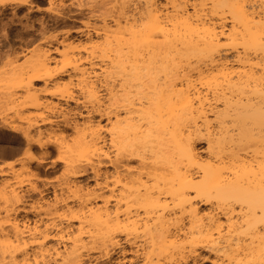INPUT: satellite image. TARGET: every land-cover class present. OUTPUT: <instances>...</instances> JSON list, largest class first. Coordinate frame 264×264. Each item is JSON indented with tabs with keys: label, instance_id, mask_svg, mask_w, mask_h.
<instances>
[{
	"label": "bare ground",
	"instance_id": "obj_1",
	"mask_svg": "<svg viewBox=\"0 0 264 264\" xmlns=\"http://www.w3.org/2000/svg\"><path fill=\"white\" fill-rule=\"evenodd\" d=\"M162 1L132 0L131 5V0H112L115 10H111L114 3L110 7L106 0L99 2L105 11L109 9V15L113 12L112 18L101 4L97 3L99 9L94 8L112 20L100 18L97 27L85 24L81 33L87 36L86 42L65 37L60 43L64 50L54 49L62 51L59 58L50 48L37 49L40 52L34 51L38 55L33 61L28 59L30 68L24 71L29 63L23 65L25 74L14 70L17 76L25 75L19 81L14 75L17 89L24 93L23 100H17V104L10 98L12 93L8 94L17 119L25 124L19 129L26 151L37 147L45 153L47 145L41 131L45 126L56 140V149L67 148L71 141L65 132L71 127L79 136L74 153L80 152L87 162L109 158L112 150L105 149L109 144L115 160L108 162L115 167V174L112 186L103 181L107 189L110 187L109 196L101 192L102 184L100 191H96V185V190L87 189L84 196L77 194L75 200L81 203V209L69 211L67 226L59 221L41 230L31 227L28 218L20 223L18 216L25 209L12 207L21 204L25 196L13 195L14 204L7 212L13 228L0 219V235L11 241L6 252L0 253V262L17 264L21 259L22 264L33 259L35 264H84L89 251L99 252L97 258H111L119 246L118 236L129 237L139 229L145 245L131 250L130 264L142 258L144 264H185L200 248L214 253L213 264L264 261V212L260 211L264 67H260L258 54L264 0ZM13 2L23 3H3ZM237 3L243 6V12L233 6ZM100 11L96 14L101 17ZM229 36L239 47H221L229 42ZM66 79L68 85L76 81L88 99L81 97L90 101L91 111L106 119L105 124L91 118L83 124L71 121V112L82 115L80 107L67 109L63 103L85 102L80 104L78 95L68 90L71 85L67 87ZM37 82L43 83V89ZM98 84L106 95L104 103L97 97ZM46 113L59 116L66 130L60 122L44 118ZM35 117L42 118L39 121ZM17 128L11 130L16 132ZM201 141L207 144L206 156L197 148ZM19 149L9 156L20 154ZM74 149L66 150L74 157ZM75 158L82 164L70 167V172L78 177L87 172V167L82 166L83 158ZM131 160L138 162L132 167ZM98 165L102 164L94 166ZM99 171L96 168L95 176ZM194 187L207 198L192 199ZM202 205L210 210L203 211ZM133 241L126 242L133 244L136 238ZM124 255L122 252V261L117 264L126 263Z\"/></svg>",
	"mask_w": 264,
	"mask_h": 264
},
{
	"label": "rangeland",
	"instance_id": "obj_2",
	"mask_svg": "<svg viewBox=\"0 0 264 264\" xmlns=\"http://www.w3.org/2000/svg\"><path fill=\"white\" fill-rule=\"evenodd\" d=\"M21 1L23 3H18V2L17 3L13 2V3H8V4L0 3V157L2 156L0 158V171H1L0 173H2V175L0 176V193L2 192L0 195V219L3 222L6 221L5 224L7 227L10 226V228H13L11 226L12 222L9 220V219H11V217L10 218L7 217V212L10 209V207H12V205L14 204L12 201L13 195L14 196H16V195L22 196L23 195V197L25 196L23 199V202L21 204L15 203L12 207V208L19 207L20 209L21 208L25 209V212L23 211L20 214V216H18L19 222L22 223L25 221L26 218H28L30 220V226L31 227L37 226L41 230H43L46 227L51 226L54 222H57V223L59 221L63 222L62 224L64 226H67V224H69L68 221L71 217V214L69 211H74V210L78 211V209H81L80 208L81 203L79 201H76L77 200L76 198H78V196H79L78 193H83V196H84L86 193H88V191L90 189L96 190L95 187H96V185L98 186L99 184L100 185L102 184L101 186H103L104 183L105 184L108 183V185L112 186V184L114 182L113 176H114L115 172H113V171H115V167L113 166V164H111L108 161H114L115 156L111 155V153L112 154H114V153H113V149H110L109 144L106 145L105 149H108L106 151L107 152H109L110 150H112V151L109 152L110 155L108 156L109 158H107L108 160L105 158V159H101L100 160L101 162L97 161L96 159H95L96 161L95 160L91 161L92 163L96 162L95 163L96 165L102 164L100 166L98 165L99 167H97V166H94L95 164H92L93 166L91 164H89V162H87V160L84 159L85 157L79 155L80 152H78L77 155L79 156V159L83 158V159H81L82 162H84L82 166L84 168L87 167V169H86L87 172L78 176V177H75L76 175H72L73 173L70 172V167H72L74 165L76 166L78 164L79 165L82 164L80 160L77 162L76 158H75V157H77V155L75 154V153H77L76 152L77 147H75V146H76L77 142L79 141V136H77L78 133L75 135L76 130H74L73 128L71 129V127H70L71 131L69 130V128H67V130H66L65 125H62V122L60 121L61 118H59V116L53 115L51 113H46L43 117L48 119V120L51 119L53 121L60 122L59 125H61L62 130H66V132H65L66 136L70 137V138H68V141L69 142L71 141V142H70V144H68V147L69 148L73 147V149H74V147L76 148V149L72 150V152H73V154H75V156L73 157V155L70 154L71 153L70 150L69 151L66 150V149H68V147L67 148L64 147L63 149L61 148L60 150H58V148L56 149V147H57L56 142H55L56 140L54 141V138L49 136L50 131L47 130L48 127H46V126L42 127L43 130H41L42 132H44V135L42 136L43 142L47 145L45 147L46 149L44 150L45 153L42 152L41 150H39L37 147L33 148L31 150V152L26 151L25 144H24L21 132H20L21 130L19 129V127L25 126V124L21 122V119H17L18 114L16 116L15 114L17 112L15 113L14 112L15 109H12V107H13L12 102L13 101L15 103L18 102L17 104H19L20 101H17V100H23V98H24V95H23L24 93L22 94L21 90H18L19 87H17V86L19 83L17 81H19L18 78H20V76L23 77L25 75L22 76L19 72L20 76H17L18 72L15 73L16 71H14V70H17V71L23 70L24 66L26 65L25 63L30 61L28 59L30 58L32 60L34 56L38 55V54L35 55L34 53L40 52L39 50H41V49H46V50L51 49L50 51L52 53L54 52V49H56V48H57L56 50H58V49L61 50V48H62V50H64V48L61 46L60 43L63 40V38H65V37H67V38H69L75 42H79V41L80 42H86L87 36H84L81 33V31L86 27L85 24L89 23L90 27H97V25H98L97 22L98 23L100 22L98 25V26H100L101 25L100 20H102L103 18H106L108 20V22H110L112 20L111 19L112 17L110 15H112L113 12L109 15V11H108L109 7L107 5H109L110 3L113 4L114 2H111L112 1L111 0L110 3L108 4L109 0H106L107 1L106 6L108 8L107 7H105V8L108 9L107 14H108V16L111 17V18H109L106 16L104 17V14H103V11L105 12V14L107 12V11H105L104 6L102 8V4H101L102 2H105V0L104 1L92 0V1H95V3H93V4H92V1L91 2L89 1V3L87 4L84 2L85 0H21ZM99 2H101V3H99ZM159 2L162 3L163 1L159 0ZM97 3L101 4V7H100L101 9H104L102 11V13L100 11L101 9L96 10V8L98 7ZM84 4L86 6H84ZM112 4H110V7L112 6ZM115 4L116 3H114V6H112V8L116 6ZM130 4L133 5L132 0H131ZM117 5L119 6L120 3L119 4L117 3ZM95 6H96V8H94ZM98 9H99V7H98ZM90 10H92L93 13L94 12L97 13V11H100L99 13L102 14L101 17H100V14H98L99 15L98 16L96 13H94L99 17L98 18L96 15L90 13L91 12ZM111 10H115V9L113 8ZM92 16H94V17H92ZM89 17L93 18V19H90ZM97 18L99 20H97ZM100 18H102V19H100ZM77 40H79V41H77ZM37 49H39V50L35 51ZM56 52H54L53 55L56 54V56L55 55L54 56L59 58L58 55L62 51H56ZM30 56H32V58ZM103 64H106V63H103ZM30 65H31V63H29L28 67H26V69H24V71L28 70L30 68ZM12 71H14V72H12ZM24 71H21V73L23 72V74H25ZM11 72L15 73V74H13V76L11 78H9L8 75H11L12 74ZM14 75L17 76L16 77L17 81L14 80L15 79ZM101 80H102V78H101ZM12 81H16L17 85L15 84V82L13 83ZM65 81L67 83L66 84L67 87H69V85H71V84L68 85V79H66ZM71 82L74 84L71 86H74L75 88L74 87L71 88V86H70L69 88H71V90L69 88H68V90L73 92L74 94L78 95V98L81 100L80 104L85 102L81 105H76L73 102L68 103V105L66 103H63L65 108L67 106V109H69V107H70L71 109L74 110V109H76V108L78 109L80 107L79 109H80V112L82 113V115H74L73 113H75V112H71V115L69 116V117H71L70 118L71 121L72 122L74 121L73 123L77 122L79 124H83V122L87 121L88 119L90 120V118H91V120H94V122H98L99 120H101L102 123L105 124L106 119H104V118L101 119L99 115H97L96 113H93L91 111L92 105L89 103L90 101L84 99L85 97L88 99V96L81 93V90L79 88H77L76 81H69V83H71ZM36 84H37L38 88L41 89V87H42V89H43V83L42 82H37ZM6 85H8V86H6ZM12 87H14V88L12 89ZM98 88H100V89H97V92L99 91L97 93V97L99 95L98 100L100 98L99 102L104 103V100H106L105 92L103 93V88L99 84H98ZM78 89H79L80 93H79ZM8 91H10V92H8ZM69 91H68V93H71ZM8 93H10V94L12 93L11 94L12 97H10V95ZM17 93L19 94V96ZM22 95H23V98H22ZM81 95H82V97L85 95L84 98H82ZM9 97L13 98V99H11L12 102L9 100ZM105 103H107V102L105 101ZM84 104L88 108L85 107ZM9 105L11 107H9ZM77 106H79V107H77ZM35 118L39 119V121H40V119L42 117H35ZM15 126L18 127L17 129H19L18 131L16 129V132L11 130V127H15ZM68 130H69V132H67ZM72 130H74V132ZM73 135H74V138H73ZM76 140H78V141L76 142ZM204 142L205 141H201L200 143L198 142L197 145H199V146H197V145L196 146H197L198 150H200L199 152L201 154L203 153L202 154L203 156L204 155L206 156L207 152H205L206 151L205 146H207V144L206 143L202 144ZM79 143L77 146L80 148ZM57 144H58V141H57ZM3 147H5L6 149ZM17 147L18 148L20 147L19 150L22 151L23 153L22 152H20V154L15 153L14 156H9V154L13 155V151H15L17 149ZM2 148H3V150H2ZM201 149L204 151H202ZM4 153H5V155H4ZM3 156H4V158H3ZM31 157L33 158V160H30ZM111 159H113V160H111ZM124 161L125 160H123V162ZM29 162H30V167L28 166ZM135 162H138V160L129 161L130 166L132 165V167H133V165H135L134 164ZM9 163L10 164L12 163L13 166L7 167L8 166L7 164H9ZM85 163L86 164L88 163L89 167L87 165H85ZM126 163H127V161H125L123 164H126ZM26 167H29L30 169H26ZM100 167H101V169H100ZM96 168H97V170H100L99 175L101 177L99 175H96L98 177L95 176ZM67 170H68V172H67ZM104 175H109L111 177L104 176ZM112 177H113V179H112ZM105 179L107 181L103 183V181ZM8 180L10 182H8ZM109 181H110V183H109ZM95 182H96V184H95ZM97 182H99V183H97ZM7 185H8V187H7ZM100 185H99V188L97 187L96 191H100V189L102 188ZM105 186L106 185L103 186V189H102L103 191H101V192H104L109 196L110 193H108V191H109L108 189L110 187L107 189ZM87 189H88V191H86ZM15 191H17L19 194ZM3 192L6 194H4ZM8 192H10V193H8ZM77 194H78V196H77ZM80 196H82V194H80ZM96 203H100V201L96 200ZM205 206H207V207H205ZM206 208L208 211L210 210V207L208 205H202L201 206V209H203V211H205V212H206ZM68 209H72V210H68ZM140 213H142V212H140ZM12 219H14V217H12ZM72 224L77 225L76 222H73ZM143 235L144 234L142 232V229H139L138 232L130 235L129 237H126V235H122V236L120 235V236H118L119 237L118 239L120 241L119 246L115 247V249H114L115 251L114 250L112 251L111 258H105V257H101V256H99L100 258L99 257L97 258V256L100 255L99 252L89 251L88 253L86 252V255L88 254V256L86 257L84 264H115V263L117 264V261H120V260L122 261V252H124V254H125L124 257H126V263L125 264H130L129 259L133 258L132 254H131V250H136V248L139 249L136 246L143 247L142 245H145V241L143 240L145 238ZM132 236L134 239L131 238ZM129 238H130V240L132 239L131 242H130ZM135 238H136V241H135ZM8 239L9 238H7L5 236L2 237L0 235V244L2 245V247H0V249H1L0 253L2 252V250L4 252V250L6 248H8V247H6V245H8L7 244L8 242H10V244H11V241H9L10 239L9 240ZM126 241L130 242V243H132V241H133L134 245L127 243ZM139 244H141V245H139ZM8 246H10V245H8ZM61 249H62V247H61ZM204 249H206V250H204ZM207 249H208V251H207ZM209 250H210L209 248H200V250L198 251L199 253L197 252L198 254H195V255H193V257H190L188 259V262H186L185 264H213L212 261L215 259V255L213 252H210L211 250L210 251ZM5 252H6V250H5ZM4 255L6 256V254H4ZM20 260L21 259H19L17 264H19V263L21 264ZM24 263L25 264H29V263L35 264L33 259L31 262L30 261L27 262V260L26 261L23 260L22 264H24ZM144 263H145V261H143V258H142V259H139L138 261H136L134 264H144ZM0 264H5V262L3 263V261H2V262H0ZM180 264H184V263H180Z\"/></svg>",
	"mask_w": 264,
	"mask_h": 264
},
{
	"label": "snow or ice",
	"instance_id": "obj_3",
	"mask_svg": "<svg viewBox=\"0 0 264 264\" xmlns=\"http://www.w3.org/2000/svg\"><path fill=\"white\" fill-rule=\"evenodd\" d=\"M4 0H0V3H3ZM234 7L240 8L241 12H243V6L240 4H235L233 5ZM233 46H237L239 47V45H235L232 37L229 36V42L225 45H221V47H233ZM245 50L249 49V46L247 44L244 45ZM258 54L261 56V64L260 67H264V22H262V29H261V34H260V40L258 42ZM89 163L91 162L90 160L88 161ZM192 192L195 193V196L192 197V199L195 200H200L202 198H207L202 196L201 194V190L199 187H194L192 188ZM211 202V201H210ZM260 211L264 212V185H262L261 188V195H260ZM261 224L264 225V217H262L261 219ZM261 231H264V227L261 228ZM262 264H264V261H262Z\"/></svg>",
	"mask_w": 264,
	"mask_h": 264
}]
</instances>
